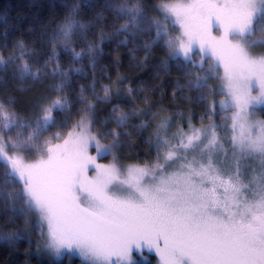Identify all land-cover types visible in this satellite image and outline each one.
Wrapping results in <instances>:
<instances>
[{"label":"snow or ice","instance_id":"snow-or-ice-1","mask_svg":"<svg viewBox=\"0 0 264 264\" xmlns=\"http://www.w3.org/2000/svg\"><path fill=\"white\" fill-rule=\"evenodd\" d=\"M98 7L124 22L93 43L86 35L90 24L78 13ZM77 33L85 42L80 51L72 47ZM106 39L118 40V47L132 45L138 65L148 63L153 48L164 50L167 58L154 65L155 78L173 67L181 73L174 98L179 94L200 104L207 102V93L225 98L208 104L200 127L190 115L169 135L178 121L161 117L146 140L156 152L155 162L122 164L120 154L138 147L133 132L152 126L145 122L150 115L155 121L151 107L121 108L135 92L128 86L120 95L126 77L118 79L115 91L102 85L103 96L93 78L70 100V73L86 76L82 68H61L55 52L63 45L72 64L88 59L94 71ZM49 42L53 52L44 67L55 64L50 75L60 81L50 87L53 95L42 97L25 116L12 100L0 102V204L25 224L0 239L30 240L32 226L41 238L38 253L58 258L64 250L76 251L84 264H136L134 250L142 254L145 248L155 250L160 264H264V120L254 118L256 106H264V0H161L155 5L84 0ZM17 47L19 55L0 56V71L18 60L13 77L39 81L41 69L33 71L24 60L31 53L22 42ZM136 50L143 51L142 59L137 60ZM215 80L221 84L210 83ZM98 103L111 104L103 120L96 113ZM76 104L79 118L69 124ZM228 111L227 122L217 124L213 118ZM57 115L67 119L58 123ZM133 117L139 123H132ZM54 128L70 130L51 132ZM106 157L110 164L96 162Z\"/></svg>","mask_w":264,"mask_h":264},{"label":"trees","instance_id":"trees-1","mask_svg":"<svg viewBox=\"0 0 264 264\" xmlns=\"http://www.w3.org/2000/svg\"><path fill=\"white\" fill-rule=\"evenodd\" d=\"M149 4L155 5L161 0H147ZM84 3V0H0V56L5 60L9 56H17L20 54V49L17 44L22 42L25 50L31 55H25L24 60L35 71L41 69V77L39 81H33L31 78L21 82L18 78L13 77V72L16 70L15 64H9L7 71H0V102L8 104L12 100L13 107L21 116L31 115L33 105L37 104L42 97H51L53 93L50 87L59 83V78L53 79L50 75L51 69L55 64H49L44 67L45 62L49 59L53 49L50 44V39L58 26L64 21L68 12L77 4ZM102 5L104 0H99ZM82 22L90 24V29L87 32L89 42L99 43L98 37L103 33L106 37H110L115 27H119L123 20H118L113 13L103 10L98 7L93 11L90 8H81L78 13ZM123 39V37H120ZM145 39H148L147 37ZM118 40L106 39L101 47L103 55L97 58V66L95 70L90 67L89 60L84 59L75 64L71 63V53L63 52V45H57L55 52L58 54V59L61 68L68 69L69 67L82 68L85 77L70 73L73 79L68 88L70 100H74L79 92L81 85L93 84L95 78V87L99 95L103 96L100 91L102 85H111L116 90L118 79L126 77L124 87H119L120 95L125 96L128 86L135 88L132 97H125L129 102H120V106L124 111L130 112L133 107L147 110L151 107V112L155 114L156 119L153 121L151 115L145 120L150 127L139 132H133L132 140L138 144L134 151H125L121 155V163L139 164L143 166L146 162H155L156 152L146 143L149 133L155 131V124L159 123L161 117L171 116L178 123L171 127L169 135L175 133L181 126L183 121L191 115L192 124L195 127L201 126V117L204 114L208 104L215 101L211 93H207L208 100L205 104L197 102L189 103L186 99H181L180 95L174 98L172 93L175 88V81L181 76V73L172 68L170 72H160L159 79H156V70L154 65L160 60L166 59L167 54L160 48H153L152 55L149 57L146 65H138L136 60L132 58V45L117 46ZM72 47L76 51H80L85 47V42L77 33L74 36ZM135 55L137 60L142 59L144 53L142 50H136ZM45 75L48 76L45 79ZM218 80L210 81L216 85ZM181 83H184L181 80ZM157 87L163 91H157ZM91 98V93H86ZM186 95H195L188 93ZM147 99L148 103L143 101ZM113 103L117 102L113 98ZM155 105V107H152ZM81 105L76 104L72 109L71 119L69 124L75 123L78 119L77 109ZM163 108V111L160 109ZM111 104L98 103L96 105V113L99 120H103L109 116ZM67 119L64 115H57V122ZM214 119V118H213ZM132 123H139L135 117L131 120ZM211 121L204 120V124ZM99 124V121H98ZM186 129L187 124H183ZM70 129L61 130L54 128L51 132L63 131L66 133ZM131 130V129H129ZM50 133L45 134V139L49 138ZM107 143L108 141H103ZM32 158V157H29ZM103 161H112L111 157L102 158ZM29 219H34L31 213L28 214ZM25 227L24 219L19 216H13L11 212L5 213L3 205L0 204V233L6 236L14 231H19ZM30 240L25 238L21 241L9 244L3 239H0V264H83L76 258H59L53 259L47 253H38L35 247L36 243L40 242L37 231L29 226ZM23 235V233H21ZM2 237V236H1ZM39 239V240H38Z\"/></svg>","mask_w":264,"mask_h":264},{"label":"rangeland","instance_id":"rangeland-1","mask_svg":"<svg viewBox=\"0 0 264 264\" xmlns=\"http://www.w3.org/2000/svg\"><path fill=\"white\" fill-rule=\"evenodd\" d=\"M221 72H222V69H221ZM219 84H221V81L218 80L216 85H219ZM206 95L208 96L209 94H206ZM224 98L225 97L223 95H216V97H214L215 101H220V100H223ZM227 115H231V112L230 111L220 112L219 115L214 117V120L217 124L226 123L227 121H225L224 117ZM254 118L264 120V106H256ZM89 153L93 156L96 155L95 150L91 149V148L89 149ZM31 160H32V158H28V162H31ZM96 162L101 164V165H108L112 161L105 162V161H103L102 158H98ZM93 174H94V172L90 169L89 175L91 176ZM1 236H3L2 233H0V237ZM38 238L41 239L39 235H38ZM52 257H53V259H59V258H64V257L69 258V259L70 258H76V259H79L81 261V263L84 264L83 258L76 251L69 253V252H67V250H64V254L61 255L60 257H58V258L55 256H52ZM133 260L136 261V264H160L159 256L155 252L154 249L149 251L147 248H145L143 250L142 254L140 252H137L134 250Z\"/></svg>","mask_w":264,"mask_h":264}]
</instances>
